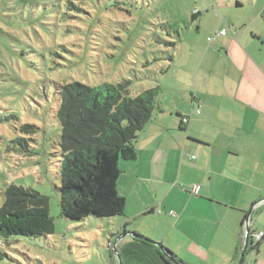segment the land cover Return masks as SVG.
<instances>
[{"label":"rangeland","instance_id":"1","mask_svg":"<svg viewBox=\"0 0 264 264\" xmlns=\"http://www.w3.org/2000/svg\"><path fill=\"white\" fill-rule=\"evenodd\" d=\"M261 11L264 0H0V207L10 184L31 187L49 196L55 223L49 235L0 238V264H118L109 241L121 215L76 220L61 212L57 87L130 79L137 95L176 75L186 82L195 56L220 42L208 35L230 27L236 39L234 32L239 36L247 25L264 34ZM179 93L191 97L187 89ZM173 97L162 88L157 100L173 103ZM25 123L38 131L26 134ZM20 137L33 153L12 142ZM260 205L253 231H264V201ZM243 264H264V239L259 249L248 248Z\"/></svg>","mask_w":264,"mask_h":264},{"label":"crops","instance_id":"2","mask_svg":"<svg viewBox=\"0 0 264 264\" xmlns=\"http://www.w3.org/2000/svg\"><path fill=\"white\" fill-rule=\"evenodd\" d=\"M228 32L195 56L193 77L162 85L175 102H161L139 134L137 158L121 163L118 264H171L158 245L125 232L162 243L185 264L239 259L247 210L252 229L264 201V34L249 25L236 39Z\"/></svg>","mask_w":264,"mask_h":264},{"label":"trees","instance_id":"3","mask_svg":"<svg viewBox=\"0 0 264 264\" xmlns=\"http://www.w3.org/2000/svg\"><path fill=\"white\" fill-rule=\"evenodd\" d=\"M200 14L199 10L194 12L193 20ZM160 92L162 88L158 85L132 95L130 79L97 86L73 81L57 87L56 116L61 126L58 193L64 216L82 220L92 215L116 217L124 214L126 198L118 188L122 173L120 162L137 158L139 134L160 109ZM12 117L15 116H6L7 120ZM21 130L32 134L38 127L25 123ZM16 141L22 143L27 153H33L27 138L20 137L12 142L16 144ZM54 231L49 196L15 184L5 189L0 207V238L39 237ZM261 241L255 244L252 240L249 247L259 249Z\"/></svg>","mask_w":264,"mask_h":264},{"label":"water","instance_id":"4","mask_svg":"<svg viewBox=\"0 0 264 264\" xmlns=\"http://www.w3.org/2000/svg\"><path fill=\"white\" fill-rule=\"evenodd\" d=\"M250 213H251V211L249 212V214H248V216L246 218V236H245V242H244L243 248H242L241 253H240L239 262L237 264H243L244 263L245 257H246V252H247L248 247H249V245L251 243V236H250L251 228L249 227ZM122 235H123V237H125L127 235H131V236H133L135 238L143 239V240L152 242V243L158 245L163 250L165 256L170 260V263L171 264H182L176 257H174L169 251H167L165 249L166 247L162 243H160V242H156L154 240H151V239L147 238L146 236H144V235H142L140 233H137V232H125ZM119 240L120 239H117L116 241H114V247H115V249H116V246H117ZM116 253L118 255V251H116Z\"/></svg>","mask_w":264,"mask_h":264},{"label":"built area","instance_id":"5","mask_svg":"<svg viewBox=\"0 0 264 264\" xmlns=\"http://www.w3.org/2000/svg\"><path fill=\"white\" fill-rule=\"evenodd\" d=\"M227 29L223 28L221 30H219L218 32H216V34L211 35L209 37V40L211 42H214L215 40H217L218 37L222 36V35H226L227 34ZM200 111V109H198V112ZM187 118L183 117V122H186ZM201 190V185H195L194 186V192L196 194H199ZM172 214H175L174 211H171ZM250 236H251V240H253V242L255 241H261L262 239H264V231H253L251 229L250 231Z\"/></svg>","mask_w":264,"mask_h":264},{"label":"clouds","instance_id":"6","mask_svg":"<svg viewBox=\"0 0 264 264\" xmlns=\"http://www.w3.org/2000/svg\"><path fill=\"white\" fill-rule=\"evenodd\" d=\"M246 225V224H245ZM252 241V240H251ZM251 244V243H250ZM112 245V248H114V251H115V254H117L116 253V251H117V249H115V247H113L114 246V242L111 244Z\"/></svg>","mask_w":264,"mask_h":264}]
</instances>
